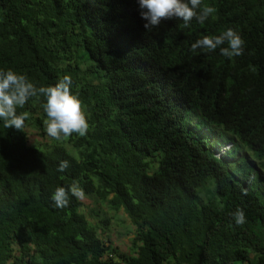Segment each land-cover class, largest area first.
<instances>
[{
  "label": "trees",
  "instance_id": "16d2710c",
  "mask_svg": "<svg viewBox=\"0 0 264 264\" xmlns=\"http://www.w3.org/2000/svg\"><path fill=\"white\" fill-rule=\"evenodd\" d=\"M203 4L216 9L203 24L146 30L137 0H0V70L36 87L70 76L89 124L30 145L26 128L46 129L43 96L17 108L30 114L22 130L0 120V264H264V0ZM229 28L243 55L191 51ZM74 180L128 215L135 256L108 245L109 220L89 221L71 193L55 207Z\"/></svg>",
  "mask_w": 264,
  "mask_h": 264
},
{
  "label": "clouds",
  "instance_id": "9594fccd",
  "mask_svg": "<svg viewBox=\"0 0 264 264\" xmlns=\"http://www.w3.org/2000/svg\"><path fill=\"white\" fill-rule=\"evenodd\" d=\"M140 16L146 21L144 28L151 30L158 27L162 21L178 19L183 21V27H189L195 19L203 24L216 9L202 0H137ZM227 43V47H220ZM245 41L232 28L223 31L220 35H205L191 45V51L205 49L208 52L220 47V54L228 59L238 57L244 53ZM71 77L64 76L55 85L36 87L26 75L18 74L13 70H0V120L4 127L22 130L25 121L29 119L28 112L17 113V108H23L30 98L43 96L46 103L42 105L47 119V135L55 140H61L73 133L83 137L89 130L82 101L71 92ZM69 167L67 160L61 161L57 171L65 172ZM69 193L79 200L85 199V192L77 181H73L70 188L57 187L51 199L55 207H67L70 202ZM244 195L247 194L245 191ZM236 225L246 222L245 213L237 209L232 213Z\"/></svg>",
  "mask_w": 264,
  "mask_h": 264
},
{
  "label": "rangeland",
  "instance_id": "374dc122",
  "mask_svg": "<svg viewBox=\"0 0 264 264\" xmlns=\"http://www.w3.org/2000/svg\"><path fill=\"white\" fill-rule=\"evenodd\" d=\"M192 117V114L189 113L187 123L191 124L192 120V124L196 123L194 128L197 129L198 134L204 138L212 139L211 131H209V134H205L207 129L203 125L202 120ZM44 131L45 132L43 133V131L36 130L33 127H27L26 132L28 134L29 144L37 145L40 143H49L52 138L47 135L46 129ZM230 148L231 146L224 147L219 153H227ZM261 178L264 184V171L261 172ZM80 201L83 205L81 212L89 221H92L93 223L96 222L102 226L100 220L105 218L109 220L108 228L106 229V232L102 234L103 239L108 243V245H112L114 248L118 249L120 253L126 256L136 255L133 241L136 234V228L133 226L128 215L123 210L115 212L110 209L107 203H102L87 196H85L84 200Z\"/></svg>",
  "mask_w": 264,
  "mask_h": 264
}]
</instances>
